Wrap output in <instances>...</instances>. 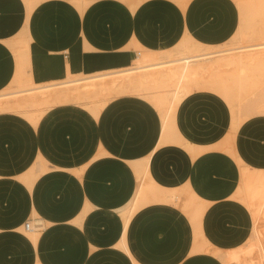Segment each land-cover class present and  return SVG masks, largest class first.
<instances>
[{
  "label": "crops",
  "instance_id": "1",
  "mask_svg": "<svg viewBox=\"0 0 264 264\" xmlns=\"http://www.w3.org/2000/svg\"><path fill=\"white\" fill-rule=\"evenodd\" d=\"M215 1L35 0L29 10L25 0H0V92L15 77L14 49L19 46L13 45L22 36L30 60L26 72L43 85L61 81L73 70L86 76L130 67L139 51H168L184 38L216 47L233 13ZM257 115L237 114L241 125L234 126L227 102L206 88L193 89L182 99L174 125L192 150L172 142L161 145L150 156V173L158 184L194 195L203 212L196 227L180 207L183 220L174 210L140 218L132 237L140 264H223L219 256L247 242L252 217L236 195L242 167L264 172V114ZM16 124L26 126L0 114V264H132L116 246L122 218L115 203L123 189L131 194L137 189L127 163L147 156L158 141L156 109L134 94L113 98L97 116L70 103L51 106L38 127L41 138L48 135L68 145L58 153L10 151ZM72 170L81 173L80 203L59 214L58 208L77 193L62 195L52 188L42 198L40 177ZM28 215L27 220L34 215L50 223L36 254L20 245L15 229L24 226ZM184 222L192 239L188 254ZM200 240L222 253L217 259L199 257L202 253L193 248Z\"/></svg>",
  "mask_w": 264,
  "mask_h": 264
},
{
  "label": "bare ground",
  "instance_id": "2",
  "mask_svg": "<svg viewBox=\"0 0 264 264\" xmlns=\"http://www.w3.org/2000/svg\"><path fill=\"white\" fill-rule=\"evenodd\" d=\"M262 8L255 11V14L251 13L250 10L247 12L243 10V13L239 10L238 27L235 28L236 31H234V35L230 38V43L233 46L240 42L243 44H246L244 42H247L248 44L250 42H254L255 40H264V7ZM212 46L210 47L207 44L192 41L189 38H184L179 43V45L173 49L176 58L172 60H167L172 56L171 53L164 51L138 56L137 59L131 64L133 67L114 73H102V75L98 74L86 77L82 76L80 72L76 73L75 70H73L68 72L58 83L39 88H33L31 86L32 88L27 91L30 93L27 95L24 94L25 96L17 99L13 105V110L15 111L21 109L23 106H33L38 104L42 98L41 96L49 93L48 96L50 99L47 102L45 101L48 104L46 109L62 100H65L71 105L82 104L89 108V111L93 116H97L98 110L106 104L108 99H110L109 96L114 93L134 94L152 102V104L155 106L159 121L158 141L149 149L147 158L143 160L137 159L129 164L131 167L130 171L135 174L137 180H139V182H137L139 185L133 194H131L128 189H123L121 192L119 191L120 193L118 194V198H115V205H118L116 213L122 218V227L120 233L121 236L116 246L121 254L128 257L132 264H138L139 260H141L139 258V252L133 245L132 237L134 227L140 218L147 214L148 211L150 212L151 208H149L144 203V195L145 191L149 189L151 185L156 183V180L150 173V156L158 147L169 142L181 145L188 150H192V146L188 143H185L181 138L183 136L180 137V133L178 132V134L176 132L174 125L175 110L182 99H184V97L191 90L197 88H206L216 92L228 103V106L234 117V119L232 118V120H234V126L235 124H238L235 119L237 114L243 115L245 118H248L246 115L249 114H264V42L255 45L249 44V46L247 45L244 47L237 45L234 48L223 50H214L220 48L219 44L216 47ZM248 49L258 51L262 50L263 52L261 51L262 53L258 54L259 56L257 55L258 59L256 61L254 58L248 59L251 54L248 56L247 52H242ZM233 50L239 52V55L236 58L226 56L221 57L223 53ZM240 52L246 55H241ZM256 54L253 53L252 55H255L254 57H256ZM245 56H248V58H243ZM254 60L258 62V65H254V63H256ZM252 63L254 67L251 66ZM82 65L84 64L79 66L80 70ZM29 68L30 66L28 69ZM107 76H112L108 84H106L103 80ZM30 85L34 84L31 83ZM3 96H6V94L0 93V109L2 106L1 100L3 99ZM92 96L98 99L96 101L98 104L94 103V101L92 102V100L89 99ZM7 108L9 107L7 106ZM238 125L240 126L241 124ZM46 169L47 167L43 171ZM247 180L257 182L256 193L259 195L261 200L258 211L262 214L264 210V174L262 173V175H259L256 178L249 176ZM251 194H253V192ZM173 197L174 196L172 192H168L166 194L163 193L161 199H159L156 203V207L167 208L168 206H173L174 204H171ZM186 205L188 206V203ZM87 211L88 207L86 206L83 209L82 215L84 216ZM34 217L36 218L34 215L30 216V219L27 220V222H29L30 225L40 222L42 229L38 230L32 227L31 229L26 230L23 226L20 235V245L25 246L29 250L31 249V251L36 254L41 243L42 230H44L46 227H49L50 223L41 221L37 218L35 219ZM191 242L192 239L189 237L186 243V251H188L187 248ZM157 243L155 245H157ZM177 243L179 242L177 241ZM166 244H168V242L165 243V246ZM161 245L163 246L164 244ZM252 247L254 249L253 253L256 252L254 262L248 260L247 257L238 258L234 256L227 258L223 261V263L264 264V244L260 238L257 228L255 227H253ZM167 248L164 250H167ZM172 255L174 256V254Z\"/></svg>",
  "mask_w": 264,
  "mask_h": 264
},
{
  "label": "rangeland",
  "instance_id": "3",
  "mask_svg": "<svg viewBox=\"0 0 264 264\" xmlns=\"http://www.w3.org/2000/svg\"><path fill=\"white\" fill-rule=\"evenodd\" d=\"M25 1L27 3L28 9L30 10L32 8L35 0H25ZM177 1L180 3H186L188 0H177ZM215 3H216V6H218V7H222V8L224 7V8L230 9L231 13H233V15L227 17L228 22H229L228 31L226 32L225 36L223 37L221 45H219L220 48L214 49V50L231 49L237 45L244 47L247 45L249 46V44L255 45V44L264 42V40H257V41L255 40L254 42H250L248 44H247V42H244L246 44H243L242 42H240V43H237V45L235 44V46H233L230 43V38L234 35V33H235L234 31H236L235 28L238 27L239 10H240V12L242 11V13H243V10L246 12L248 10H250L251 13L255 14V11L260 10L262 7H264V0H216ZM211 4H214V2L211 1ZM256 8H258V9H256ZM262 10H263V8H262ZM17 44H18L19 48L14 49L16 64H17L16 74H15L14 79L10 82L9 86L0 92L2 94H6V96H3V99L1 100L2 106L0 109V114L8 115L10 118V121H13V119H20V120L24 121V123H26V126L16 124V126L13 128V134L15 133V136H14L13 140H10V142H9V148H10L9 150L14 152V150H17L20 147L21 149L24 148L25 151H29V150L31 151V150H37L38 149L44 153L61 152L68 145H66L65 143H62V142H54L53 140H55L56 138L49 137L48 135L46 136V138H44V137L41 138L42 128L38 127L40 119L42 118L44 112L46 111V106H48V104L46 102L50 99V97L48 96L49 93H46L43 96H41L42 98L40 99V101L36 105L23 106L21 109H19L17 111L13 110V108H14L13 105L16 102V100L24 97L27 94H29L30 92H27V91L30 88H32V87L33 88H39V87H44V86H47L50 84H55V83L60 82V81L51 82V83L43 84V85L39 84V83H34L31 80L30 75L27 74V72H26V70L30 66V60H29V56H28V52H27V46H26L27 45V38L22 36L21 39H19V41L13 45V47L15 48V46ZM178 45H176L173 49H175ZM173 49L166 51L167 53H171V55H172L167 60H172V59L176 58V56L174 55ZM257 51L258 50L248 49V50H245L242 52L243 53L247 52V55L249 56L250 54L252 55L253 53L256 54ZM261 51L262 50L258 51V53L256 54V57H254L255 55H252V56L250 55L251 57L249 56V58H248V56H245L243 58H245V59L246 58H248V59L254 58L257 61V59H258L257 57L259 56L258 54L262 53L264 50L262 52ZM242 52H240L241 55H246V54H242ZM150 53L151 52L139 51L138 56H143V55H147ZM238 55H239V52H237L236 50H233V51H229L227 53H223V55L221 57L226 56V57L236 58ZM255 60H254V62H256ZM254 65L255 66L258 65V62L254 63ZM251 66H253V63ZM131 67H133V66L122 68V69H117L114 71L94 73V74H90V75H98V74L102 75V73L103 74L114 73V72H118V71L128 69ZM90 75H86V77L90 76ZM111 77L112 76L105 77L103 79L104 82L106 84H108ZM262 78H260V79H262ZM31 83H33L34 85H30ZM119 95H121V94H114L113 93L112 95L109 96L110 99H108V101L106 103H108L110 100H112L113 98H115ZM89 99L92 100V102L94 101V103H97L96 101L98 100L97 98H95L93 96ZM142 99H144V98H142ZM144 100H146V99H144ZM6 102H7V104H6ZM148 102L155 108V106L152 104V102H150V101H148ZM66 103L68 104L69 102L62 100V101H60L54 105L66 104ZM91 104H93V103H91ZM91 104H89V105L92 106ZM7 106L9 108H7ZM76 106L79 108H83L86 112L90 113L89 108L85 107L84 105L78 104ZM101 109L98 110V113ZM78 114H79V112H78ZM157 115H158V113H157ZM147 157H148V155L145 156L144 158H140V159L143 160ZM127 165H129V163H127ZM10 167H14V166L10 163ZM258 173H261V174H258ZM262 173L264 174V172L257 171V170H251L250 171L246 167L241 168V180H240V184H239L238 192H237L236 196H237V199L246 206L247 210L249 211L250 216L252 217L251 232H250V236L247 239V242L245 244H242V246H240L236 249L229 250L228 252H226L225 257L219 256V260L222 263L227 258H231L234 256H236L238 258L247 257L248 260H250L251 262H254L256 252L253 253L254 249L252 247L253 227L257 228V231L260 235V238L264 244V213H263L264 210H263L262 214L258 211L259 210V204H260L261 200L259 198V195L256 193L257 182L252 181V180H247L249 176H253L254 178H256L257 176L262 175ZM35 174H36V176L38 175L37 178H39L41 175L39 171H36ZM40 178L43 179L41 186H40V189H41L40 195L42 196V198L43 197L46 198L48 196L49 192L52 190V188H56L57 192L59 194L62 193V195L67 194V192L68 193H71V192L77 193L76 194L77 197H74L73 199H71L67 203V205L63 204L62 206H60L58 208L59 214L65 212V211L69 212L72 207L76 208L79 205V203H80V197H79L80 192L77 190V184H79L80 181L82 180L81 179V173L79 171H74V170L66 171V172H62L60 175L49 174L47 176H42ZM14 180H16V179H12V181H14ZM29 180H30V178H29ZM136 180H137V178H136ZM137 182H139V180H137ZM19 183L21 184V182H19ZM138 185H139V183H137L136 188ZM168 192L173 193L174 197H173V201L171 202V204L172 205L174 204V205L171 207L168 206L167 208H157L156 203L158 202V200L161 199V197L163 196V193L166 194ZM252 192H253V194H251ZM186 194L187 193H184L183 191L180 192L173 187H167V186L160 185L156 181L155 184L151 185L149 187V189H147L145 191L144 203L149 208H151L150 212L156 211V210H165V211H173L174 210L175 214L180 216L181 219L183 220V217L181 216V214L177 208V207H180L181 210L184 211L186 213V215L189 217L193 226L196 227L197 222H198V220H199V218L203 212V207L200 204L196 203L194 195L189 194V196L187 197ZM62 195H61V197H62ZM188 199H190V200H188ZM187 201H189V202H187ZM187 203H188V206L186 205ZM150 212L148 211V213H150ZM28 218H29V215L25 218V220H27ZM120 222L122 225L121 219H120ZM184 224L186 227V233H187L186 242H187L189 239V237H188L189 226L185 222H184ZM22 228H23L22 225H19L15 228V229H18L20 235H21V229ZM193 253H202V254H200V256L198 255L199 257H203L202 255H204V257L217 259L216 254H221L222 250L214 248L212 245H210L205 240H200V241H197L196 245H194ZM184 254H188V251L184 250ZM250 257H251V259H250ZM140 261L141 260H139L138 264H140Z\"/></svg>",
  "mask_w": 264,
  "mask_h": 264
},
{
  "label": "built area",
  "instance_id": "4",
  "mask_svg": "<svg viewBox=\"0 0 264 264\" xmlns=\"http://www.w3.org/2000/svg\"><path fill=\"white\" fill-rule=\"evenodd\" d=\"M32 227H34L35 229H38V230H41V229H42V225H41L40 222H36V223H34L33 225H30V223L27 222V221L24 223V228H25L26 230H29V229H31Z\"/></svg>",
  "mask_w": 264,
  "mask_h": 264
}]
</instances>
